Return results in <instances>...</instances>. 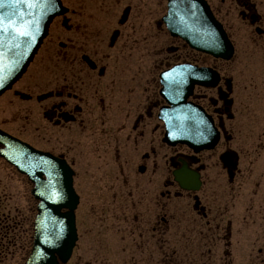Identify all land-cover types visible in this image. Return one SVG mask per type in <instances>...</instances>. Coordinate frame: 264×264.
<instances>
[{
	"label": "flooded vegetation",
	"instance_id": "1",
	"mask_svg": "<svg viewBox=\"0 0 264 264\" xmlns=\"http://www.w3.org/2000/svg\"><path fill=\"white\" fill-rule=\"evenodd\" d=\"M205 1L212 8L214 0ZM75 3L59 24L60 54L51 38L43 67L12 94L26 97L8 113L22 125L6 130L0 118V130L26 137L74 171L79 233L68 264H264V77L228 87L226 63L167 34L164 0ZM222 4L260 49L264 0ZM223 5L212 10L220 15ZM181 65L218 75L215 88L195 87L188 100L219 130L211 150L162 141L158 74ZM14 178L0 161V191L26 189ZM19 210L0 198V264H21L27 249L28 218ZM110 250L118 255L107 260Z\"/></svg>",
	"mask_w": 264,
	"mask_h": 264
},
{
	"label": "water",
	"instance_id": "2",
	"mask_svg": "<svg viewBox=\"0 0 264 264\" xmlns=\"http://www.w3.org/2000/svg\"><path fill=\"white\" fill-rule=\"evenodd\" d=\"M48 1L51 3L47 5L40 19L35 24H33L34 32H36L35 40L32 44L29 45L25 52L23 50L24 45H22V49L18 50V52H14L18 49L16 43H14L16 39L14 41L11 39L7 42L10 49V51H8V54L9 56H11V59H14V61H12L11 63L6 62V64H4L0 69V93L8 89L9 86L13 82H15L25 71L26 66L32 60L33 55L39 48L41 41L46 34L48 24L50 23L53 16L58 14V0ZM190 7L194 8L193 10L195 11H200L201 7L203 8L202 4L198 2H191ZM50 10L53 11L51 12ZM200 12H202V9ZM7 72L8 74H6V76L4 77V73ZM187 113H189L188 110ZM184 117L185 118L182 117V121L186 120V118H188V115L185 114ZM172 128V126H170V128L168 127L169 140H171V136L173 134ZM26 154L27 155L24 156H31V152L29 151L26 152ZM40 158V156H37V159ZM40 160L41 162H44V159ZM26 169L28 168H25L23 170V173L31 177V179L32 176H34L32 180L37 184V186L38 184L39 186H41V184H44V182L40 179L42 175H47V173L50 172L49 170H46L42 165H37L35 167V169L37 170L35 172L33 171V173L32 171L29 172ZM55 175L56 174L54 173H50V176H48L49 181L51 182L52 180L51 189H41L35 191L37 199L40 200L37 224V247L29 261V264H54L53 256L55 253L58 254L60 260L62 261L64 260V257H68L71 249L68 247V242L73 241V210L75 209L77 202H75L73 199V193L71 190L69 178L67 179V187L59 190L55 185ZM62 209H67L68 213L61 214L60 212ZM49 229L50 234L47 235ZM45 237H50L49 239H47V242H49L50 244V248L44 246L43 242H46L44 241ZM64 241H67V243H64Z\"/></svg>",
	"mask_w": 264,
	"mask_h": 264
},
{
	"label": "rangeland",
	"instance_id": "3",
	"mask_svg": "<svg viewBox=\"0 0 264 264\" xmlns=\"http://www.w3.org/2000/svg\"><path fill=\"white\" fill-rule=\"evenodd\" d=\"M216 3L218 4V0H216ZM226 9H225V7L223 6L222 7V11L220 12V14L223 16V18H225L226 20H228V21H234L233 19H230L229 18V16L228 15H225L224 14V11H225ZM59 21L58 20H56L54 23H53V25H52V27H51V31L53 32L55 29H56V24L58 23ZM240 34L242 35V32H240ZM243 36V35H242ZM243 40H244V38H243ZM243 40H239L238 42H236L237 43V49H239L240 50V48H241V46H242V42H243ZM46 43V42H45ZM236 60L234 61V62H232V64L231 63H229V64H227L225 67H224V69L226 70V69H228V70H230V68H231V65H235L236 64V62L237 61H241V62H239V66H238V68H237V70L238 71H240V70H249V71H251L252 69H253V66H252V64L251 63H248L246 66H245V64L247 63V62H249V61H246V52H245V50H243L242 52H241V56H240V58L239 59H237V57L235 58ZM234 63V64H233ZM33 67V66H32ZM2 101V100H1ZM0 101V102H1ZM0 116H2L1 114H0ZM25 192H23V191H6L5 192V195H7V196H10V197H12V199H14V198H16V200L18 199V196H20V195H22V194H24ZM27 193V192H26ZM17 194V195H16ZM5 195H3L4 196V198H6V196ZM21 202H19V204H20ZM22 204H23V202H22ZM22 204H21V206H22ZM107 256L109 257V258H111L112 257V253L111 254H107ZM106 256V257H107Z\"/></svg>",
	"mask_w": 264,
	"mask_h": 264
}]
</instances>
